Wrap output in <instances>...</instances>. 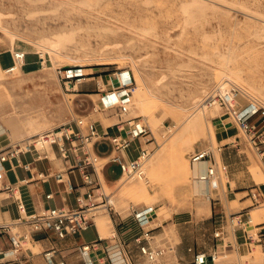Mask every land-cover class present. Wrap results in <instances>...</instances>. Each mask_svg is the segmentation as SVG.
<instances>
[{
	"label": "rangeland",
	"instance_id": "obj_1",
	"mask_svg": "<svg viewBox=\"0 0 264 264\" xmlns=\"http://www.w3.org/2000/svg\"><path fill=\"white\" fill-rule=\"evenodd\" d=\"M18 40L58 47L60 60L55 62L47 52L42 61L39 52H27L25 61L28 67L35 65L33 70L23 73L20 63L12 72L0 70V147L86 112L89 105L80 103V95L57 67L82 66L86 76L97 70L114 81L128 70L133 97L125 116L147 121L149 159L159 152L160 159H148L154 175L148 174L147 182L128 177L122 184L116 182L121 176L118 163H109L107 181L102 177L114 202L95 217L123 216L137 235L142 225L134 209L153 206L145 226H155L158 241L176 242L180 230L210 246L215 243L212 250L220 249L219 264H264L239 256L244 243L251 249L264 246L235 241L233 224L226 218L230 212L236 217L247 212L251 233L264 227V201L254 203L250 195L256 185L264 190V158L230 111L219 104L200 109L217 83L228 79L227 88L231 81L241 88L235 106L254 101L259 110L253 118L264 127V0H0V42L16 50L21 49ZM2 60L8 63L9 56ZM196 108L200 111L190 128L173 141L184 129L183 118ZM94 119L105 127L118 116L104 110L95 112ZM220 144L222 152L217 150ZM202 146L215 149L218 174L212 190L207 186L197 195L187 169L190 152ZM106 147L103 143L99 150ZM225 149L230 164L223 159ZM127 152L135 155L134 144ZM143 181L148 191L134 195L129 186H142ZM252 208L262 212L257 221ZM221 225L226 236L217 240L214 230ZM114 232L110 222L102 234L111 238ZM29 245L34 251L42 249L38 243Z\"/></svg>",
	"mask_w": 264,
	"mask_h": 264
},
{
	"label": "built area",
	"instance_id": "obj_2",
	"mask_svg": "<svg viewBox=\"0 0 264 264\" xmlns=\"http://www.w3.org/2000/svg\"><path fill=\"white\" fill-rule=\"evenodd\" d=\"M12 54L16 64L25 63L26 51L16 49L12 51ZM15 68L12 67V70ZM57 68L58 74L66 77L65 82L70 87L74 88L78 82L86 78L82 66ZM227 81L229 80L225 79L217 83L205 98V104L209 107L219 104L230 111L239 127L249 136L264 158V127L253 118L259 106L254 101L241 107L235 106V95L241 88L233 81L229 82L227 88ZM115 83L114 87L102 93L98 102L93 103L90 111L93 113L104 110L114 111L118 119L108 124L106 129H100L97 121L89 113L75 114L58 125L11 140L0 147V177L2 176L1 164L6 161L12 164V160L16 159L18 165L31 170L30 177L22 178V182L54 178L62 182L67 190L77 191L75 206L49 205L28 212L26 203L20 196L19 183H1L0 193L5 191L4 197L14 199L18 214L13 219L0 223V231L7 233L11 242L9 246L0 248V264L20 260L22 253L28 250L31 254H35L36 252L29 244L38 241L36 233H53L58 239L63 240L93 225L100 208H112L111 196L105 189L102 178L104 164L116 162L120 167L121 175L148 181L147 161L151 150L146 148L144 141L151 132L150 126L138 115L125 116L133 97L131 73L118 75ZM103 143H107V147L101 152L99 146ZM133 144L137 152L134 156L127 157L125 151ZM217 150L222 152L223 145H218ZM26 153H32L34 161L60 158L64 165L60 169H54L51 166L46 169H32L31 162L22 159ZM189 159L191 162L207 161L205 168L200 171V178L210 180L218 174L217 156L212 146L195 148L190 152ZM73 173H79L80 180H74L71 176ZM226 174L228 175V172ZM250 195L254 203H263L264 191L259 185L251 188ZM151 210L152 206L134 209L135 218L142 225V231L134 238L145 261L148 264H157L164 257L176 252V242L168 238L158 241L154 232L155 226H145L151 220L149 214ZM226 216L233 224L235 234L237 227L241 225L245 233L244 241L250 244L258 241L264 246V227H261L256 234H252L245 221L239 223V217H236L233 212ZM226 231L224 225L218 226L214 230V237L217 240L224 239ZM112 236L120 243L121 249L118 256L103 257L100 263L88 259V264H135L123 237L116 232ZM104 238L103 235H99V240ZM97 243L98 241L88 242L82 246L83 250ZM187 250L192 253V258L187 261L177 259L174 264H219L217 247L207 251L197 250L190 245ZM42 253L52 264H66L65 255L58 245L54 244L45 248ZM57 254H60L62 258L54 261Z\"/></svg>",
	"mask_w": 264,
	"mask_h": 264
},
{
	"label": "crops",
	"instance_id": "obj_3",
	"mask_svg": "<svg viewBox=\"0 0 264 264\" xmlns=\"http://www.w3.org/2000/svg\"><path fill=\"white\" fill-rule=\"evenodd\" d=\"M12 51L14 49L9 45H4V43L0 42V70L6 72H12V67H17L18 64L15 63L13 58ZM32 52V51H27ZM4 54L9 56L8 63H4L2 57ZM29 62V61H28ZM28 62L25 61L24 64H20L22 72L25 73L31 71L35 68V65L27 66ZM33 62V61H32ZM16 70V68L14 69ZM26 70V71H25ZM96 72L92 75L86 76V78L77 83L78 87H74L77 92L75 94H79V100L82 104H88L89 106L85 109V113H89L94 118V113L90 112L93 103L97 102V96L103 93L105 90H108L115 86V81L109 80L107 78V73H98V71H90ZM111 74V73H110ZM109 74V75H110ZM103 76H106V82L103 83ZM98 123V122H97ZM100 129H106L103 124L98 123ZM36 127V126H35ZM104 127V128H103ZM32 127L30 130H32ZM41 131V130H39ZM38 132V131H37ZM36 133V132H33ZM228 133V132H227ZM31 134V133H30ZM223 139H228L230 136H222ZM2 144V143H1ZM6 144V143H4ZM3 144V145H4ZM137 152V151H136ZM127 157H131L128 155V152L125 151ZM23 160H28L31 162L32 169H46L47 167H53L54 169H60L63 167V161L60 158H56L53 160L41 159L34 161L32 153H26L22 156ZM223 159L227 164H230V154H228V150L225 149L223 154ZM111 163V162H109ZM109 163L104 164L102 169V176L107 180L108 176L106 175V167ZM204 161L203 166L200 170H203L206 166ZM2 176L0 177V184L7 182H17L19 183V192L21 198L26 203V210L28 212H33L41 207L49 206V205H58V206H75L76 205V193L77 191H69L65 188L62 182H58L56 179H46V180H31L28 182H22V178L30 177L31 170L26 169L22 165L17 164V160H12V164L9 161H6L1 164ZM200 172V171H199ZM74 180H80L79 173L71 174ZM122 176V175H121ZM120 176V177H121ZM119 178V177H118ZM117 178V179H118ZM209 183V184H207ZM209 186V189L212 190L210 186V180L206 181V187ZM263 190V188L260 186ZM264 191V190H263ZM0 223L9 221L17 216L18 208L16 202L12 197H4L5 191L0 193ZM239 223H242L248 220L247 212H240L238 214ZM112 222L115 232L123 237L126 241L127 247L131 251V257L135 264H148L141 252L139 251L138 244L135 241L134 235L135 232L130 226L129 223L124 219L123 216L113 217V215L105 216L103 214H99L95 217V223L91 225L89 228L84 231L70 235L66 239L60 240L53 233L47 234L44 232L36 233L37 242L42 249L39 251H35V254H31L30 251H25L21 255L20 260L10 261L6 264H52L50 263L43 255L42 251L45 248H48L52 245H58L62 249V253L65 255L66 264H88V259L93 262L100 263L103 257L107 256H118L119 250L121 249L119 240L114 236L108 238L102 234V231H106L108 224ZM160 225V224H159ZM264 226V225H261ZM179 232V240L176 241V252L169 254L167 257H164L160 262L161 264H174L177 262V259H181V261H187L192 258V253L187 250L188 246L193 245L197 250H207L211 251L212 246L210 244L200 242L195 238L194 235H185L182 231ZM103 235L105 238L103 240H99V235ZM244 230L243 226L239 225L236 229V234L232 233V236H236L238 241H244ZM234 238V237H233ZM214 240V238H212ZM98 241L95 246H90L89 249L83 250V245L92 242ZM10 237L7 233H3L0 231V248H5L10 245ZM218 245V242H216ZM62 258L60 254L55 256L54 261H59ZM27 260V261H26ZM159 262V263H160Z\"/></svg>",
	"mask_w": 264,
	"mask_h": 264
},
{
	"label": "bare ground",
	"instance_id": "obj_4",
	"mask_svg": "<svg viewBox=\"0 0 264 264\" xmlns=\"http://www.w3.org/2000/svg\"><path fill=\"white\" fill-rule=\"evenodd\" d=\"M18 42H20L21 43V49H19V50H21V51H32V52H39V55H40V57L42 58V61H43V59H44V57L42 56V54L43 55H46V53L47 52H49V54L51 55V57H53V59H54V61L56 62V60H60V58H59V55H60V52H59V49H58V47H51V48H47V47H44L42 44H38V43H28V42H26V41H23V40H18ZM63 46V45H62ZM15 51V50H14ZM46 57V56H45ZM46 59V58H45ZM67 61V60H66ZM67 62H69V61H67ZM66 63V62H65ZM63 66V65H62ZM64 66H66V65H64ZM68 67L69 66H71V65H67ZM129 73V71L128 70H123V71H121V72H119V75L121 76L122 74H128ZM75 87V86H74ZM204 102L202 103V108H200V109H202V110H205V107L207 106L206 104H205V101L206 100H203ZM137 103V102H136ZM201 106H199V107H201ZM197 109V108H196ZM200 109H197L196 111H193V110H191L192 112H189L188 114H186V116H185V118H183L184 120V123H185V125H184V129H182L181 130V132L180 133H178L176 136H175V138H174V140L173 141H175V140H177V139H179L180 137H181V135L182 134H184L185 133V131H187L189 128H190V126H189V122H190V120H191V118L194 116V115H196L199 111H200ZM183 128V127H182ZM39 132V131H38ZM32 134H34V133H32ZM31 135V134H30ZM213 137L215 138V135H213ZM160 148H162V147H160ZM168 149V148H167ZM162 151H165V150H162ZM161 151V152H162ZM157 152V151H156ZM156 152H155V154H156ZM158 153V152H157ZM160 153V152H159ZM158 153V156L157 157H155V158H151V159H155L156 161L157 160H159L160 159V154ZM164 153V152H163ZM154 155V154H153ZM157 155V154H156ZM151 156V155H150ZM151 159H149V160H151ZM204 161L205 162H207L206 160H202V161H199V162H194V163H192V162H190L189 163V165H188V173H189V177H190V184H191V186H192V189H193V191L195 192V194H197V195H202L204 192H202L201 191V189H203V188H206V181H208L207 179H202V178H200V176H199V174H200V172L199 171H201L200 169H201V167L203 166V163H204ZM149 162V161H148ZM147 162V163H148ZM151 162V161H150ZM151 164H153L154 165V163H151ZM150 166V165H149ZM148 167V166H147ZM149 168V167H148ZM147 168V169H148ZM148 174L150 175V178L154 175V168L153 167H150L149 168V172H148ZM158 175V174H157ZM156 175V176H157ZM159 176V175H158ZM128 177H131V179H133V178H136V177H134V176H126V175H122L121 177H119L118 179H116V182H119V184H122L124 181H125V179L126 178H128ZM103 178V177H102ZM105 179V178H104ZM104 179H103V181H104ZM106 180V179H105ZM107 181V180H106ZM140 181H142V180H140ZM155 181H156V179H155ZM145 182H147V181H145ZM149 183V182H148ZM214 183V178H212V179H210V186H211V188H212V184ZM207 184H209V183H207ZM154 185V184H153ZM209 187V186H208ZM128 188V187H127ZM148 188L149 187H147V185L144 183V181H143V184H142V186H136V185H134V186H129V189L131 190V192L134 194V195H137L138 193H145V192H147L148 191ZM206 194V193H205ZM207 196V195H206ZM111 201H112V203L114 202V199L112 198L111 199ZM148 206H150V205H148ZM152 208H153V206H152ZM253 209V208H252ZM253 215H255V220L257 221V219L259 218V217H256V215H258V214H260V213H262V212H259V211H257V210H255V209H253ZM232 233L233 234H235V232L233 231V226H232ZM253 234V233H252ZM234 240L235 241H238L237 240V238H236V236H234ZM258 246V245H257ZM244 255H247V257H250L251 259H252V261L254 262H264V249L263 248H261V247H257V248H254V249H251V248H249V247H247L246 246V243H244L243 244V249H242V252L239 254V256H244ZM221 255H220V249L217 247V259L220 257Z\"/></svg>",
	"mask_w": 264,
	"mask_h": 264
}]
</instances>
